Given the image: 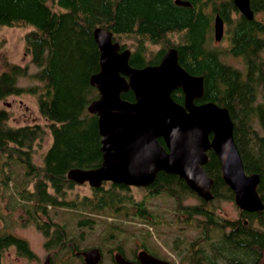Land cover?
Returning <instances> with one entry per match:
<instances>
[{
  "label": "trees",
  "instance_id": "1",
  "mask_svg": "<svg viewBox=\"0 0 264 264\" xmlns=\"http://www.w3.org/2000/svg\"><path fill=\"white\" fill-rule=\"evenodd\" d=\"M188 1L189 5L174 0H0V27L30 26L24 33V46L31 62L38 67L32 74L37 83L16 85V76L26 74L27 66L10 62L0 43L3 69L0 98L25 91L36 95L39 112L52 136L42 155V164L37 165L32 162L31 151L34 141L42 136V126L37 123L12 126L7 123L5 111L0 110V158H4L6 166L9 161L20 162L26 177L35 175L33 190L21 188L26 182L12 189L11 198L17 204L33 212H44L47 204L65 197L64 192L70 186L65 175L68 169L101 164L97 116L86 107L97 96V89L89 83L90 75L99 69V49L93 37L97 26L111 30L121 47H132L129 57L132 66L157 63L169 46L177 48L180 64L204 78L201 99L228 107L244 169L259 174L257 190L264 204V138L258 141V129L252 123L257 113L255 80L261 74L264 81V58L248 56L264 49V27L241 18L233 30L231 52L247 55L244 71L220 59L221 52L212 47L213 17L218 13L227 19L230 0ZM256 3V7L264 10V0ZM148 44L158 47L148 48ZM171 94L176 101L182 100L180 88ZM121 97L134 100L130 89L122 91ZM205 169L214 179L213 197L202 199L203 204L188 210L191 215H201L197 220L204 225L196 232L201 241L195 251V264H264V207L242 210L241 218L236 220L213 212L212 200L219 196L233 198V191L224 182L213 151ZM0 171L4 173L5 169L1 167ZM162 173L157 174L154 184L165 186ZM8 179H0V186L14 188H9L5 181ZM183 189L182 193L193 192L186 185ZM210 223L213 226L208 228ZM14 242L25 249L22 241L0 232V264L2 248Z\"/></svg>",
  "mask_w": 264,
  "mask_h": 264
},
{
  "label": "water",
  "instance_id": "2",
  "mask_svg": "<svg viewBox=\"0 0 264 264\" xmlns=\"http://www.w3.org/2000/svg\"><path fill=\"white\" fill-rule=\"evenodd\" d=\"M174 1L190 4L188 0ZM234 3L250 14L248 0ZM223 27L222 17L216 14L215 39L222 37ZM93 37L99 49V69L90 75L89 83L97 89V96L86 107L97 116L102 162L95 168H70L67 178L87 180L93 186L103 180L147 185L157 171L165 170L182 177L202 198L211 199L214 179L204 164L209 158L207 150L212 149L238 207L262 209L257 190L260 176L244 169L228 107L214 101L194 102L204 92V78L180 64L177 48L169 46L157 63L137 67L129 63L131 50L120 49L111 30L97 26ZM177 88L183 94L181 103L171 94ZM128 89L134 100L121 97V92ZM158 137L163 138L164 145Z\"/></svg>",
  "mask_w": 264,
  "mask_h": 264
},
{
  "label": "flooded vegetation",
  "instance_id": "3",
  "mask_svg": "<svg viewBox=\"0 0 264 264\" xmlns=\"http://www.w3.org/2000/svg\"><path fill=\"white\" fill-rule=\"evenodd\" d=\"M256 4V0H248L251 12L247 15L234 3V0H230L228 18L225 19L221 16L224 27L222 37L219 40L214 38L212 27V47L215 50L225 51L231 57L243 61L244 71L247 69L245 64V57H247V55L244 53L234 54L231 52L233 30L240 22L241 18L249 21L252 20L256 25L260 24L264 27V10L256 7ZM233 13L236 14L234 18L232 17ZM256 33H260V36L264 35L261 31H256ZM222 42H224V44H222ZM218 44H222L223 47L217 48ZM120 49H123L121 45ZM263 50L264 49H261L260 53L256 52L248 56L264 58V55H261V51ZM222 53L223 52L220 54ZM261 79L262 75L259 74L255 80L256 89L259 91L257 92L258 95L254 103V109L257 113L252 117V123L258 124L260 127L259 132H257L258 141L264 138V128L262 126L264 122L261 118L262 110V114L264 115V81ZM202 95L195 98L194 102L201 103L206 101L201 99ZM182 100L178 102L181 103ZM209 136L211 137V133ZM158 140L164 145L162 137H158ZM251 141L255 142L256 140ZM210 151L213 150L208 149V155ZM97 166H85L83 168L89 169ZM68 170L65 175L66 179L70 180L69 185L74 186L87 182L91 187L92 196L75 199L57 197L55 202L45 206L44 212H33L31 208L26 207L29 222L33 221L41 232L42 255L36 254L30 241L18 235L15 231H11L8 228L9 223L6 222L5 229H3L1 233L11 235L16 240L22 241L25 249L21 248L18 243L15 242L7 244L2 248L1 263L3 252L9 246H13L18 253L16 254V264H34V261L40 264H121V261L130 264H147L149 261H153L151 262L152 264L196 263V259L193 258L196 255L195 251L198 248L201 237L197 234L196 237L187 242V244H185L186 246L184 245L185 247L183 248V241L179 239L182 236L177 234L182 233L180 229L183 227V224L191 225L195 223L197 227L204 226L202 222L199 223L193 215L188 213V210L191 211L194 207L204 202L201 201L203 198L194 190L191 193L196 198L195 203L182 201V197L186 193V191L182 193L184 190L183 185H186L189 189L191 188L178 174L165 170L157 171L156 176L159 172H164L162 173L164 175H162V177L165 186L154 184L156 176L153 181L147 185H135L103 180L98 186H93L87 180L78 182L74 179L67 178ZM107 183L108 185H106ZM70 186L68 187L69 189H71ZM132 187L137 188L138 191L142 193L141 198L136 199V197L133 196ZM159 188L160 190L157 192ZM66 191L64 192V196L66 195ZM102 194L106 196L101 197ZM156 197L165 199V203L156 201ZM47 206L53 207V214L56 218L50 220L46 218L38 219L37 214L45 215L47 213ZM63 209L71 210V213H57L59 210ZM239 210L242 211L244 209L239 208ZM241 211H239V216L236 217V219L241 218ZM132 216L142 217L150 229L148 228L142 231L124 229V225H122L123 220H127ZM203 219L201 221H203ZM162 223L178 226L179 229L174 230L172 234L167 236L166 233L156 230L158 229L156 226L159 225L160 227ZM212 226L213 224L210 223L208 228ZM9 227L11 228V225ZM230 228L231 225L228 226L227 230ZM161 235H163L162 239H160ZM123 238H132V243H127ZM190 258L193 259V262Z\"/></svg>",
  "mask_w": 264,
  "mask_h": 264
},
{
  "label": "rangeland",
  "instance_id": "4",
  "mask_svg": "<svg viewBox=\"0 0 264 264\" xmlns=\"http://www.w3.org/2000/svg\"><path fill=\"white\" fill-rule=\"evenodd\" d=\"M232 17H236V14L233 13ZM30 29V26L28 25H13V26H1L0 27V43H2V49L4 51V54L6 55L7 59L12 63H18L20 65H26L27 66V72L24 75H17L15 84L18 86H28L30 84H35L38 81L32 77V74L38 69V67L31 62L30 55L25 50L24 46V33ZM129 38V37H128ZM125 38L124 41L126 43H130V39ZM224 44V42H222ZM222 44H218L217 48H222ZM158 44H148V48L157 49ZM132 48V47H131ZM130 48V50H132ZM219 55L220 59L226 61V63L233 65L235 67H238L240 69L244 68L243 61H240V59H236L228 55L225 51ZM261 55H264V50L261 51ZM262 59V57H260ZM2 64V62H0ZM3 70L2 66L0 65V71ZM259 91V90H257ZM258 94V93H257ZM0 110H4L7 114V123L12 126H19L23 124H32L37 123L42 126V136L41 138H38L34 141L31 151L32 156V162L34 161L35 164L41 165L42 164V155L44 151L48 148V146L51 143V133L48 128L47 121L43 116H41L37 101H36V95L28 93V92H21L19 94H8L5 97L0 98ZM254 128L258 129L257 132H259V125L254 123ZM263 132V131H262ZM4 158H0V164L3 161ZM4 164V165H3ZM3 164L0 166L5 169V172L2 173L0 171V179H5L9 177L8 180H5L7 182V185L10 187H14L11 189H6L5 187L0 186V232L5 229L6 222L9 223V226L11 225V228L8 226V228L11 231H15L18 235H21L22 237L27 238L34 250L36 251V254L42 255V247H41V232L39 231V228H37L36 224L32 222H29V218L27 217V210L24 207V205L17 204L13 197L11 198L12 189H16L17 186L21 185L22 183H25V186L22 185L21 188H25L27 190H33V182H34V176H31L32 178L24 176V170L25 167L20 162L16 163L14 161H9L7 166L3 161ZM38 178V176H37ZM108 185V183L106 184ZM7 187V186H6ZM49 190H51V187H48ZM71 189L68 188L66 191L65 197L68 199H75L79 197H90L92 196V190L89 184L85 182L84 184H76L70 186ZM133 196L137 198H141L142 193L138 191L137 188L132 187ZM17 194V193H16ZM21 198V197H20ZM156 201L165 203V199L156 197ZM167 200V199H166ZM168 201V200H167ZM183 202H193L195 203L196 198L192 195L191 192H187L182 197ZM27 202V201H25ZM32 202V201H31ZM211 209L216 211L220 216H225L229 219H236V217L239 216V207L234 202L233 198L229 197H222L219 196L218 198H214L211 202ZM47 213L44 214H37V218L40 219H53L56 218L54 216L53 207H48ZM65 212L71 213V210H59L57 213L64 214ZM194 218L198 219L201 217V215H193ZM199 221V220H198ZM124 225V229L128 230H146L148 229V224L145 223V221L140 216H132L129 217L127 220H123L122 222ZM156 230H160L159 232L166 233L168 236L169 234H172L174 230H178V226L174 225H167L163 224L157 225ZM150 229V228H149ZM153 229V228H152ZM182 230L181 235L179 239L183 241L182 247L184 248L187 244V242L194 239L197 235V231L199 230V227L195 223H192L191 225H185L183 224V227L180 229ZM219 232V230H218ZM162 236H160V239H162ZM166 236V238H167ZM172 237V236H171ZM170 237V238H171ZM126 240L127 243H132V238H123ZM185 242V243H184ZM185 245V246H184ZM16 250L13 246H9L5 249L2 255V263L1 264H16ZM194 259V258H193ZM193 259L190 258V260L193 262ZM34 264H40L36 261L33 262Z\"/></svg>",
  "mask_w": 264,
  "mask_h": 264
},
{
  "label": "bare ground",
  "instance_id": "5",
  "mask_svg": "<svg viewBox=\"0 0 264 264\" xmlns=\"http://www.w3.org/2000/svg\"><path fill=\"white\" fill-rule=\"evenodd\" d=\"M204 199V198H203ZM205 200H209V199H205Z\"/></svg>",
  "mask_w": 264,
  "mask_h": 264
}]
</instances>
